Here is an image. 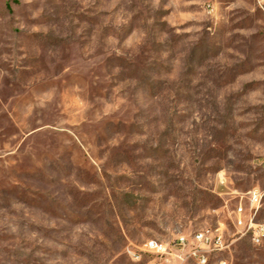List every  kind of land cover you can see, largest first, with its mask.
Instances as JSON below:
<instances>
[{"label": "rangeland", "instance_id": "1", "mask_svg": "<svg viewBox=\"0 0 264 264\" xmlns=\"http://www.w3.org/2000/svg\"><path fill=\"white\" fill-rule=\"evenodd\" d=\"M250 190L258 0H0V264H197L179 237L218 228L207 264H264Z\"/></svg>", "mask_w": 264, "mask_h": 264}, {"label": "built area", "instance_id": "2", "mask_svg": "<svg viewBox=\"0 0 264 264\" xmlns=\"http://www.w3.org/2000/svg\"><path fill=\"white\" fill-rule=\"evenodd\" d=\"M264 193L258 190H250L242 197V201L235 210L236 226L242 231V236L249 235L252 242L261 246L264 244V223L255 222V218L261 208ZM243 199L249 203L248 211L244 206ZM177 243L182 247H191L188 258L192 257L197 260V264H207L208 255L211 252L221 251L227 248L224 238V232L218 228L214 230H204L189 236L179 237ZM149 252L156 254L167 253V248L157 241H149L146 244Z\"/></svg>", "mask_w": 264, "mask_h": 264}, {"label": "crops", "instance_id": "3", "mask_svg": "<svg viewBox=\"0 0 264 264\" xmlns=\"http://www.w3.org/2000/svg\"><path fill=\"white\" fill-rule=\"evenodd\" d=\"M264 6V0H258Z\"/></svg>", "mask_w": 264, "mask_h": 264}]
</instances>
